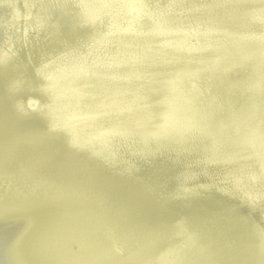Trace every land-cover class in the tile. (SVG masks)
<instances>
[{"label":"bare ground","instance_id":"bare-ground-1","mask_svg":"<svg viewBox=\"0 0 264 264\" xmlns=\"http://www.w3.org/2000/svg\"><path fill=\"white\" fill-rule=\"evenodd\" d=\"M79 1L36 7L40 39L0 6V264H264V0H176L90 67L108 10Z\"/></svg>","mask_w":264,"mask_h":264},{"label":"water","instance_id":"water-1","mask_svg":"<svg viewBox=\"0 0 264 264\" xmlns=\"http://www.w3.org/2000/svg\"><path fill=\"white\" fill-rule=\"evenodd\" d=\"M21 1V0H19ZM44 0H30L29 3L27 4V11L25 14H21L20 11H18L17 9H19L15 3L16 0H0V6H7L8 5H13L15 6V10L17 12H19L20 14L16 13L17 18L21 19V16L24 17H28L31 18L32 20V27L27 28V31L25 33L29 34V36L34 37L35 39H40V32L39 29L41 28L42 24L40 21H38L37 17L34 15V10H36V7H40L39 11H40V15L42 16H49V14H51V11L59 8L60 7V3H65L66 5L70 6V7H79L78 4L80 1L79 0H47V5L42 7V2ZM176 0H131L130 4H131V11L130 14L128 15V17H126V12H122L121 11H117L114 12L115 13V19L116 22L114 25H112L109 21L110 19V15L108 14V11L111 10L109 5H112L115 1H111L110 3L108 2V0H106L105 4L107 8V12H105V14L101 15H97L94 16L92 15V18H87L86 22L84 24H88L87 27L88 29H92L96 30V33L94 35H90V37H79L78 39V43L81 45L80 46V53L79 55L82 56L84 59H86L88 61L87 65L88 67L92 66L93 64H98V61L102 60V55H103V50L104 48L107 47V44L109 43L110 39H111V35L113 34V32L115 30H118L119 32H125V33H129V34H133L132 40H134V35L136 36V34L139 36L140 34L143 35V32L146 31V29H150L152 27L154 28H159V27H165L169 24V16L171 12H174L175 8L173 3ZM192 1L191 3L194 6L200 7L199 5H201L202 0H190ZM178 2V1H177ZM44 3V2H43ZM84 5H86V3H83ZM88 4V1H87ZM203 6L204 3L202 2ZM84 5H80V16L85 17L86 14V8ZM129 9V8H128ZM125 11V10H124ZM16 18V17H15ZM14 18V19H15ZM16 18V21L19 22V25L21 24V21L18 20ZM18 26V25H17ZM21 28V26H20ZM17 29V28H15ZM86 31H89V30ZM141 29V30H140ZM93 32V31H91ZM144 37V35H143ZM57 43H60L58 41H56ZM132 43V42H131ZM130 43V44H131ZM4 47L10 48L8 45L3 44ZM9 52V56L13 57L14 56V51H10ZM37 55V51L35 50H29V54L27 55L28 57V62H30V58L31 60H34V58ZM152 57H156V55H152ZM158 58V57H156ZM27 59V58H26ZM45 60L48 59V56L44 57ZM155 59V58H154ZM37 67V66H36ZM25 68H29V66L26 64ZM34 74V73H33ZM35 75V74H34ZM22 78V77H19ZM208 82V80L206 81ZM171 83V82H170ZM159 88V89H158ZM72 89V88H69ZM81 89V88H79ZM156 89H158L160 91V86L156 87ZM68 91V90H66ZM204 92H207V89H203L200 90L199 92V96L202 97L204 96ZM63 93V90H62ZM39 101L36 98H25L23 101V112H27L28 110L34 109L37 105H38ZM68 100H66L65 98H63L61 100V107L59 108V111L62 109L63 113L65 114L68 111L69 108V104H68ZM92 110L93 108L90 107ZM69 113V112H68ZM65 119V118H64ZM62 119V120H64ZM67 119V117H66ZM108 132H105L104 138L106 139L109 134H111V128H109L107 130ZM192 134H185V137H192ZM110 139V138H108ZM107 139V140H108ZM106 144V143H104ZM120 154V153H119ZM198 189H202L201 186H198ZM202 190H197L195 192L197 193H201ZM199 193V194H200ZM241 202H243L240 199Z\"/></svg>","mask_w":264,"mask_h":264}]
</instances>
